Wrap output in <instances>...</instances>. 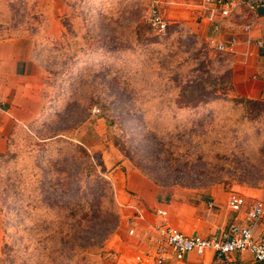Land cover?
<instances>
[{"label":"rangeland","instance_id":"rangeland-1","mask_svg":"<svg viewBox=\"0 0 264 264\" xmlns=\"http://www.w3.org/2000/svg\"><path fill=\"white\" fill-rule=\"evenodd\" d=\"M168 1L0 0L49 95L0 169L3 264H120L136 242L115 188L127 170L160 197L264 187V104L232 93L227 60Z\"/></svg>","mask_w":264,"mask_h":264},{"label":"crops","instance_id":"crops-1","mask_svg":"<svg viewBox=\"0 0 264 264\" xmlns=\"http://www.w3.org/2000/svg\"><path fill=\"white\" fill-rule=\"evenodd\" d=\"M210 0H169V18L177 26H185L209 44L229 64L232 93L241 100L264 104V6L252 8L239 0L227 17L217 10L214 21L222 28L213 32ZM212 1V0H211ZM161 2V1H160ZM6 24V23H4ZM235 42L232 44V40ZM224 45V51L218 47ZM42 62L31 40L6 31L0 23V169L19 137L32 133L35 123L46 116L49 95ZM120 176V172L116 173ZM125 182L115 186L120 205L129 213L130 235L135 243L123 253L120 264H229L211 251L189 253L178 260L166 247L160 230L171 227L189 236L214 239L229 237L232 225H247V214L255 201L264 203V187L248 184L221 188L220 181L199 195L174 194L160 197L158 187L143 174L127 170ZM217 186V187H216ZM232 193L242 196L246 204L239 212L229 206ZM159 211L166 215L159 214ZM4 210L0 196V264L2 263V227ZM255 235L264 234V217L254 223ZM239 264H255L249 253L240 256Z\"/></svg>","mask_w":264,"mask_h":264},{"label":"built area","instance_id":"built-area-1","mask_svg":"<svg viewBox=\"0 0 264 264\" xmlns=\"http://www.w3.org/2000/svg\"><path fill=\"white\" fill-rule=\"evenodd\" d=\"M241 3L248 4L252 8H261L264 6V0H239ZM158 2V1H157ZM157 2L154 1L152 14L154 25L165 28L158 15ZM214 9L210 14L213 21L212 31L220 32L222 25L214 21L217 10L223 17L229 16L234 3L226 0H210ZM235 39L232 40V44ZM264 47V43H259ZM225 46H219V51H224ZM3 109V102L0 100V111ZM245 199L237 193H232L229 199V206L233 212H239L245 206ZM159 214L166 215L165 212L159 211ZM264 217V203L255 201L247 214V225L244 227L232 225L229 229V237L221 238H204L201 236H189L178 229L165 227L160 230V236L167 248L171 249L178 260H183L189 253L196 252L203 254L211 251L216 257L226 259L229 264H239V258L244 253H249L255 264H264V234L255 235L254 223ZM132 234L133 231H130ZM163 257L158 258V264H162Z\"/></svg>","mask_w":264,"mask_h":264},{"label":"trees","instance_id":"trees-1","mask_svg":"<svg viewBox=\"0 0 264 264\" xmlns=\"http://www.w3.org/2000/svg\"><path fill=\"white\" fill-rule=\"evenodd\" d=\"M46 141V140H45ZM11 212L9 211V213L8 214H10Z\"/></svg>","mask_w":264,"mask_h":264}]
</instances>
